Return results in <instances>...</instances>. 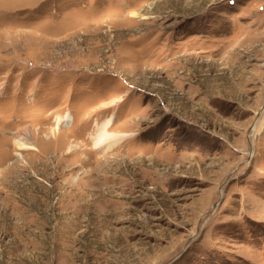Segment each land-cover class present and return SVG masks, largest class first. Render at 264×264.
<instances>
[{"label":"rangeland","instance_id":"rangeland-1","mask_svg":"<svg viewBox=\"0 0 264 264\" xmlns=\"http://www.w3.org/2000/svg\"><path fill=\"white\" fill-rule=\"evenodd\" d=\"M0 264H264V0H0Z\"/></svg>","mask_w":264,"mask_h":264},{"label":"bare ground","instance_id":"bare-ground-1","mask_svg":"<svg viewBox=\"0 0 264 264\" xmlns=\"http://www.w3.org/2000/svg\"><path fill=\"white\" fill-rule=\"evenodd\" d=\"M259 128H260V126L258 127V126H256L255 127V129H254V132H257V133H259L258 131H259Z\"/></svg>","mask_w":264,"mask_h":264}]
</instances>
